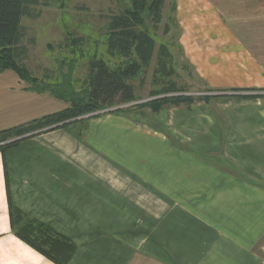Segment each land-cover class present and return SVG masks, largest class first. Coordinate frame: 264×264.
Segmentation results:
<instances>
[{"label":"crops","instance_id":"crops-1","mask_svg":"<svg viewBox=\"0 0 264 264\" xmlns=\"http://www.w3.org/2000/svg\"><path fill=\"white\" fill-rule=\"evenodd\" d=\"M171 3L206 91L7 146L0 264H56L18 234L45 239L52 256L74 245L66 264H264V59L249 49L264 47V0ZM67 107L0 71V131Z\"/></svg>","mask_w":264,"mask_h":264},{"label":"rangeland","instance_id":"rangeland-1","mask_svg":"<svg viewBox=\"0 0 264 264\" xmlns=\"http://www.w3.org/2000/svg\"><path fill=\"white\" fill-rule=\"evenodd\" d=\"M129 2L130 0L40 1L39 5L29 8L30 17H23L20 21L21 45L25 48L21 63L26 66L31 77L36 78L42 84L55 89L58 85L69 82L73 86L72 90L80 93L81 83L88 77L89 64L92 60L102 59L110 68L121 61L118 57L111 58L107 55L105 32L110 17L127 8ZM172 7L171 0H166L161 12V22L155 28L150 20L145 23L149 34L155 40L156 51L160 45L167 46L172 60L164 66L158 65L156 55H154L147 66L139 69L136 77L129 81L133 87L135 101L123 104L115 100L114 105L85 115L83 124L78 119L69 120L11 139L6 145H14L30 135L51 130L53 127L63 128L74 123L80 125L83 134L85 125L90 120L115 116V114H136L132 108L138 107L136 106L137 101L148 102L153 92L163 88L174 87L188 95L197 91H206L194 75V71L188 66L178 46L180 31ZM166 26H168L167 34L164 32ZM70 36L80 40L78 47L73 46L67 38ZM249 49L264 59V47H250ZM164 97L175 96L167 94ZM190 99L192 103L198 98L191 96ZM187 103L180 102L179 104ZM32 240L41 247L46 241L38 237H32ZM44 247L47 249L45 245ZM55 255L63 259L61 254ZM55 255L53 256L56 257Z\"/></svg>","mask_w":264,"mask_h":264},{"label":"trees","instance_id":"trees-1","mask_svg":"<svg viewBox=\"0 0 264 264\" xmlns=\"http://www.w3.org/2000/svg\"><path fill=\"white\" fill-rule=\"evenodd\" d=\"M42 0H0V71L11 70L20 80L28 85V89L37 93H49L53 97L68 104L60 112L43 116L26 124L0 131V153L4 158L7 141L32 132L47 129L54 125L78 119L83 124V117L92 112L114 105L115 100L123 104L134 100L133 87L129 81L134 79L141 67L147 66L153 56L162 66L172 59L167 46L160 45L156 51L155 40L146 28L150 20L153 28L161 22V12L166 0H130L127 8L117 15L111 16L106 26V53L109 57H118L121 61L110 68L102 59L92 60L89 64L87 79L81 83V92L73 91L71 83L58 85L55 89L32 78L28 69L21 63L25 48L21 45L22 33L20 21L30 17L29 8L39 5ZM174 13V7H172ZM168 33V26L165 27ZM73 46L80 45V40L67 37ZM160 66V67H162ZM74 83V82H73ZM174 87L163 88L153 92L150 98H158L149 103L152 110L158 111L162 105H178L180 102L190 103V97H164L167 94L179 93ZM162 96V97H161ZM161 97V98H160ZM178 103V104H177ZM187 103V104H188ZM147 104V103H146ZM144 105V104H142ZM9 202V215L14 224L19 212ZM33 225V224H32ZM34 230L47 233V228L34 224ZM47 229V230H46ZM20 239L56 264H66V259L74 250V245L66 243L62 251L67 253L63 259L56 258L44 248L23 234ZM60 242H64L59 238Z\"/></svg>","mask_w":264,"mask_h":264},{"label":"water","instance_id":"water-1","mask_svg":"<svg viewBox=\"0 0 264 264\" xmlns=\"http://www.w3.org/2000/svg\"><path fill=\"white\" fill-rule=\"evenodd\" d=\"M4 144H7V142H6V143H4Z\"/></svg>","mask_w":264,"mask_h":264}]
</instances>
